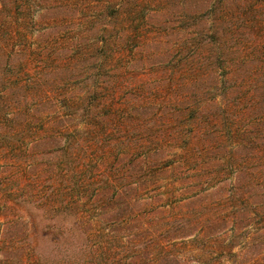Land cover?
I'll use <instances>...</instances> for the list:
<instances>
[{
	"label": "rangeland",
	"instance_id": "obj_1",
	"mask_svg": "<svg viewBox=\"0 0 264 264\" xmlns=\"http://www.w3.org/2000/svg\"><path fill=\"white\" fill-rule=\"evenodd\" d=\"M224 9L230 33L224 48L236 47L233 57L264 60V0H0V264H41V253L55 257L54 240L60 232L50 229L42 237V221L62 203L74 206L72 213L90 233L103 239L120 234L114 253L122 259L127 235L142 231L139 223L146 236L161 237L164 220L176 210L184 213L194 205L204 209L208 202L218 208L235 204V172L227 171L223 180L214 166L199 175L186 168L188 178L177 180L183 159L180 143L161 153L149 146L140 155L144 150L118 147V137L112 134L99 149L94 141L93 148L84 139L72 143L68 132L72 89L83 90L102 57L95 52L85 58L89 44L104 34L114 42L120 31L129 38L130 29L133 41L144 45L134 51L135 62L130 64L115 50L107 65L117 59L126 67L133 65V77L126 80L141 86L132 85L124 96L140 97L146 108L158 111L157 118L168 121L167 110L177 111L181 104L180 91L172 94L166 81L185 67L183 42L214 40L211 21ZM207 49L188 51L187 59H198ZM201 89L209 91L204 93L207 98L221 93L209 82ZM168 159L178 166H167ZM255 227L250 226L248 234ZM218 233L210 236L212 263L230 264L217 247L232 241L231 226ZM249 237L238 239L234 251L243 252L246 263L264 264V235L253 250L245 248ZM194 255L189 264L203 254Z\"/></svg>",
	"mask_w": 264,
	"mask_h": 264
},
{
	"label": "trees",
	"instance_id": "obj_2",
	"mask_svg": "<svg viewBox=\"0 0 264 264\" xmlns=\"http://www.w3.org/2000/svg\"><path fill=\"white\" fill-rule=\"evenodd\" d=\"M226 21L224 9L211 21L214 40L203 38L194 43L189 40L183 42L180 51L185 52L182 63L185 67L178 77H168L166 81L172 94L175 90L180 91L178 99L181 104L177 111L175 107L167 110L168 121L157 118L158 111L146 108L147 103L139 100L140 97L134 96L138 100L135 101L131 100L132 95L124 96L132 85H138L134 80H126V77H133V65L126 67L122 61L118 63V59L117 63L107 65L115 50L122 51L130 64L135 62L134 51H140L144 45L133 41L135 35L130 29H126L129 38L120 31L114 42L104 34L103 39L89 44L84 50L85 58H90L89 55L95 52L102 57L96 74L91 71L84 80L83 90L72 89L69 106L72 126L68 132L72 143L84 139L92 142L90 146L93 148L94 141L99 149L104 147L103 140L109 141L112 134L118 137V147L144 150L139 152L140 155L147 153L145 150L149 146L157 153L165 151L164 148L170 144L180 143L183 159L179 166L173 160L166 162L169 167L178 166L177 180L188 178L183 171L186 168L199 175L203 169L214 166L218 170L217 176L223 180L227 171L235 172L232 195L235 204L218 208L208 202L204 209H197L194 205L184 213H176V210L164 220L161 237L146 236L142 233L145 231L142 223H139L142 231L127 235V244L120 251L125 256L122 259L119 253H114L117 242L122 241L120 234L103 239L101 234L90 233L88 227L72 213L74 206L62 203L54 214H42L45 216L42 237L48 236L50 229H57L60 234L54 240L55 257L48 254L45 256L52 258H46L41 253V264H189L191 258H196L195 252L204 255H201L202 259H194L198 261L196 264H224L212 263L209 254L214 242L210 236L228 226L233 232L232 241L221 249L217 247V250L227 254L230 264L256 262L246 263L244 253L234 251L233 246L238 239L250 236L244 243L245 248L256 249L264 235V60L233 57L236 47L232 51L224 48V40L230 34ZM206 48H210L207 49L209 53L206 51L205 55L193 61L187 59L188 51L198 53ZM230 54L233 58L229 57ZM208 82L210 88L215 85L221 93L205 97L204 93L209 91L201 88ZM163 124L165 128L169 127L167 136L162 135L165 131ZM142 138L145 143L140 142ZM80 146L83 147L82 144ZM252 225L256 226L255 230L248 234ZM199 230L201 235L195 233ZM149 249L152 250L151 255L150 251L148 254Z\"/></svg>",
	"mask_w": 264,
	"mask_h": 264
}]
</instances>
